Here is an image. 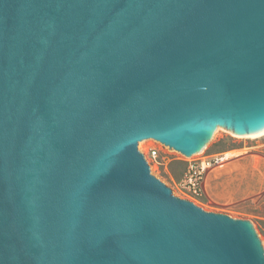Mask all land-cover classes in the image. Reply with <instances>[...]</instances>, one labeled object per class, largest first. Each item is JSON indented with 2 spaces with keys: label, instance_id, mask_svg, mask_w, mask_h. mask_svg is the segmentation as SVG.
Segmentation results:
<instances>
[{
  "label": "water",
  "instance_id": "water-1",
  "mask_svg": "<svg viewBox=\"0 0 264 264\" xmlns=\"http://www.w3.org/2000/svg\"><path fill=\"white\" fill-rule=\"evenodd\" d=\"M263 113L264 0H0V264H264L138 149Z\"/></svg>",
  "mask_w": 264,
  "mask_h": 264
},
{
  "label": "rangeland",
  "instance_id": "rangeland-1",
  "mask_svg": "<svg viewBox=\"0 0 264 264\" xmlns=\"http://www.w3.org/2000/svg\"><path fill=\"white\" fill-rule=\"evenodd\" d=\"M224 127L230 126L221 122L218 133L199 155L187 157L154 139L141 141L138 149L147 161L151 175L165 184L174 197L189 201L207 213L249 221L264 239V136L237 138ZM151 148L159 151L158 157L152 158L148 152ZM230 152L238 155L227 157L223 167L209 174L207 193L203 196H194L182 187L190 161L202 156L225 157Z\"/></svg>",
  "mask_w": 264,
  "mask_h": 264
},
{
  "label": "built area",
  "instance_id": "built-area-1",
  "mask_svg": "<svg viewBox=\"0 0 264 264\" xmlns=\"http://www.w3.org/2000/svg\"><path fill=\"white\" fill-rule=\"evenodd\" d=\"M152 158L158 157L156 148L149 149ZM226 158L222 155L202 156L189 162L182 187L194 196L201 197L207 193V178L217 168L223 167Z\"/></svg>",
  "mask_w": 264,
  "mask_h": 264
},
{
  "label": "bare ground",
  "instance_id": "bare-ground-1",
  "mask_svg": "<svg viewBox=\"0 0 264 264\" xmlns=\"http://www.w3.org/2000/svg\"><path fill=\"white\" fill-rule=\"evenodd\" d=\"M237 120H238V122L236 123V125H233L231 122H228L227 126L229 124L230 127H224V129L227 132H229L231 135H233L234 137L256 139V138L264 136V113L259 115V116H256V117L248 118V120H246L248 123L247 128L242 125L240 118H238ZM217 133H218V130L210 140L214 139V137L216 136ZM141 144H143V143H141ZM141 144H140V146H141ZM203 151H202V153H203ZM202 153H198V155L202 154ZM194 155H196V154H194ZM233 155H238V154L237 153H228L226 157H230Z\"/></svg>",
  "mask_w": 264,
  "mask_h": 264
},
{
  "label": "crops",
  "instance_id": "crops-1",
  "mask_svg": "<svg viewBox=\"0 0 264 264\" xmlns=\"http://www.w3.org/2000/svg\"><path fill=\"white\" fill-rule=\"evenodd\" d=\"M231 153V152H230ZM228 154V153H227ZM233 156H236V155H233ZM230 157H232V156H230ZM225 158L227 159V157H226V155H225ZM229 158V157H228Z\"/></svg>",
  "mask_w": 264,
  "mask_h": 264
}]
</instances>
